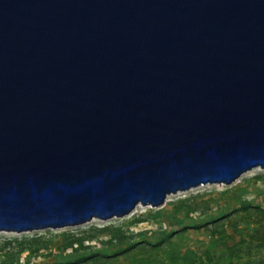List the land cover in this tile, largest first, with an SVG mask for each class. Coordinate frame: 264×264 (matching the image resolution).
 <instances>
[{"label":"water","instance_id":"water-1","mask_svg":"<svg viewBox=\"0 0 264 264\" xmlns=\"http://www.w3.org/2000/svg\"><path fill=\"white\" fill-rule=\"evenodd\" d=\"M264 168V0H0V229L84 223Z\"/></svg>","mask_w":264,"mask_h":264},{"label":"rangeland","instance_id":"rangeland-1","mask_svg":"<svg viewBox=\"0 0 264 264\" xmlns=\"http://www.w3.org/2000/svg\"><path fill=\"white\" fill-rule=\"evenodd\" d=\"M0 264H264V168L169 193L123 216L0 229Z\"/></svg>","mask_w":264,"mask_h":264}]
</instances>
